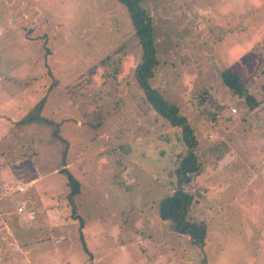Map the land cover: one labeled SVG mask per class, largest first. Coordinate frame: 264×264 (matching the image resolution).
<instances>
[{
    "label": "rangeland",
    "instance_id": "374dc122",
    "mask_svg": "<svg viewBox=\"0 0 264 264\" xmlns=\"http://www.w3.org/2000/svg\"><path fill=\"white\" fill-rule=\"evenodd\" d=\"M143 7L158 60L150 85L178 105L206 153L204 171L183 185L197 198L190 215L207 222L203 252L157 214L187 148L135 80L141 46L126 8L0 0L2 117L19 121L45 96L52 121L0 128V264H196L200 255L264 264V0ZM237 65L253 75L244 80L254 109L220 78ZM62 168L80 181L75 212Z\"/></svg>",
    "mask_w": 264,
    "mask_h": 264
},
{
    "label": "trees",
    "instance_id": "16d2710c",
    "mask_svg": "<svg viewBox=\"0 0 264 264\" xmlns=\"http://www.w3.org/2000/svg\"><path fill=\"white\" fill-rule=\"evenodd\" d=\"M127 10L129 19L133 26L134 36L141 46V60L134 69V77L140 88L145 94L146 102L151 105L155 112L161 116L172 127H177L181 131V139L186 145V152L178 154L174 167L176 186L174 190L163 196L158 202V217L162 221H167L170 230L188 236L189 243L196 248L198 254L204 249L207 234V222L203 219H194L190 215L192 206L196 203V196L190 191H186L184 184L191 176L200 175L206 166V153H199L196 148V139L193 135L192 127L188 124L185 116L179 113V107L174 102L167 101L162 94L150 85L153 75V68L157 65L154 45V27L151 16L144 9V0H117ZM240 65V62H236ZM240 66L225 67L220 72L223 84L231 92L242 98L249 109H254L259 101L250 93L245 77L249 80L253 75L243 74ZM46 97L43 96L32 109L23 116L18 122L27 124L32 122L48 123L52 121L41 115ZM53 135L57 136L56 132ZM215 152V149H211ZM61 172L65 175L69 187L68 199L75 212V197L80 192V181L67 169L62 168ZM190 182V181H189ZM79 218L81 225L83 220ZM82 249L91 256L86 243L82 237ZM196 264H208L204 255H200Z\"/></svg>",
    "mask_w": 264,
    "mask_h": 264
},
{
    "label": "crops",
    "instance_id": "0c3cea01",
    "mask_svg": "<svg viewBox=\"0 0 264 264\" xmlns=\"http://www.w3.org/2000/svg\"><path fill=\"white\" fill-rule=\"evenodd\" d=\"M6 100H7V99H6ZM0 101H1V99H0ZM2 103H5V102H0V104H2ZM44 105H45V104H44ZM33 106H34V105H33ZM33 106H32V107H33ZM2 107H3V108H2ZM32 107H31L30 109H32ZM5 109H7V105H6V104H4L3 106L0 105V128H2L1 126H2L5 122H6L7 124L10 123V122H9L10 120H14V121L17 120V123H18L19 125L23 126V127H24V126H28V125L34 123V122H32V123H27V124H21V123L18 122V118H16L14 115L10 117L11 119H8V120H7V119H5V118L2 117V116H3V113L1 112V111L5 112V111H6ZM30 109H29V110H30ZM29 110H28V112H29ZM42 111H43V109H42ZM42 111H41V115H42ZM28 112H27V113H28ZM27 113H25L24 116H25ZM42 116H43V115H42ZM21 117H22V116H21ZM43 117H44V116H43ZM15 119H16V120H15ZM48 120H49V119H48ZM2 135H3V134H2ZM2 135L0 134V138L2 137ZM0 237H1V236H0Z\"/></svg>",
    "mask_w": 264,
    "mask_h": 264
},
{
    "label": "built area",
    "instance_id": "2783aa9c",
    "mask_svg": "<svg viewBox=\"0 0 264 264\" xmlns=\"http://www.w3.org/2000/svg\"><path fill=\"white\" fill-rule=\"evenodd\" d=\"M263 169H264V161H263Z\"/></svg>",
    "mask_w": 264,
    "mask_h": 264
}]
</instances>
